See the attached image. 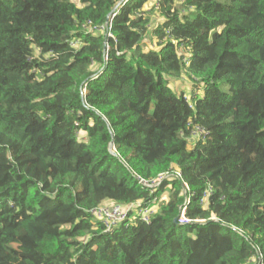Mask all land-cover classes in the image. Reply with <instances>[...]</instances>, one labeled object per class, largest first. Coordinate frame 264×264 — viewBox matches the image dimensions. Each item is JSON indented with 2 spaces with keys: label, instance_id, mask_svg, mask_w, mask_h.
I'll list each match as a JSON object with an SVG mask.
<instances>
[{
  "label": "trees",
  "instance_id": "trees-1",
  "mask_svg": "<svg viewBox=\"0 0 264 264\" xmlns=\"http://www.w3.org/2000/svg\"><path fill=\"white\" fill-rule=\"evenodd\" d=\"M0 264H264V0H0Z\"/></svg>",
  "mask_w": 264,
  "mask_h": 264
},
{
  "label": "built area",
  "instance_id": "built-area-1",
  "mask_svg": "<svg viewBox=\"0 0 264 264\" xmlns=\"http://www.w3.org/2000/svg\"><path fill=\"white\" fill-rule=\"evenodd\" d=\"M121 2H126L127 0H120ZM114 16V15H113ZM112 16V17H113ZM109 37H112L111 34H108ZM72 46H77V43H72ZM209 137L208 132L200 125L189 123V136L188 140L189 143L195 144L199 141H205ZM179 176V173H176ZM164 176H159L156 181L153 182L152 185H149L150 188L157 185ZM146 185V183H144ZM184 188L188 191V188L184 186ZM135 211L137 216L144 222L148 223L149 218L153 213L152 209L148 208H140L139 204H133L129 206H122V205H110V206H100L93 210V214L102 221V224L105 227L106 232H110L111 230L115 229L117 226L122 224L124 221L127 220L128 216ZM184 212L181 214V222L187 223L189 222L184 217Z\"/></svg>",
  "mask_w": 264,
  "mask_h": 264
},
{
  "label": "rangeland",
  "instance_id": "rangeland-1",
  "mask_svg": "<svg viewBox=\"0 0 264 264\" xmlns=\"http://www.w3.org/2000/svg\"><path fill=\"white\" fill-rule=\"evenodd\" d=\"M147 16L149 17V20H150V28L148 30V34H146L147 36L145 37L144 39V43L149 46V47H154L155 45V40L153 39L151 41V38H152V31L151 29L153 27H155L156 25L159 24L160 22V18L154 14V12H149L147 14ZM146 50L148 48H145ZM169 84V83H168ZM169 86L176 92V93H179L181 89H183V91L185 92L186 95H190L195 87H192L191 89V86H192V82L190 81L189 77L187 75H182L181 78H176V79H173L171 80V85L169 84ZM180 89V90H179ZM191 89V90H190ZM198 91V89H197ZM165 198V197H164Z\"/></svg>",
  "mask_w": 264,
  "mask_h": 264
}]
</instances>
